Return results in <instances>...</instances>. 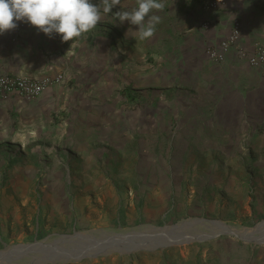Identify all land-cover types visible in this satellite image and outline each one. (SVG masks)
<instances>
[{
    "label": "crops",
    "instance_id": "obj_1",
    "mask_svg": "<svg viewBox=\"0 0 264 264\" xmlns=\"http://www.w3.org/2000/svg\"><path fill=\"white\" fill-rule=\"evenodd\" d=\"M208 1L172 4L161 17L165 23L147 39L151 51L146 40L128 32L133 25L113 20L115 12L136 7V0H121L72 42L17 21L15 29L0 34V75L64 74L66 80L31 101L14 95L0 100V140L26 143L35 135L53 147L60 144L69 157L49 166L44 185L54 197L59 187L69 188L61 196L70 203L104 200L102 188L91 182L102 177L94 171L111 170L113 164L94 156L108 154L107 144L120 152L124 139L142 142L149 134L156 140L181 139L185 149L192 140L209 154L252 155L250 169L264 171V66L251 67L239 55L264 44V0H222L217 9L206 10ZM234 20L241 29L238 43L224 60L212 61L206 47L225 38ZM182 25L190 28L188 35L180 34ZM181 91H187V101Z\"/></svg>",
    "mask_w": 264,
    "mask_h": 264
},
{
    "label": "rangeland",
    "instance_id": "obj_2",
    "mask_svg": "<svg viewBox=\"0 0 264 264\" xmlns=\"http://www.w3.org/2000/svg\"><path fill=\"white\" fill-rule=\"evenodd\" d=\"M183 1L163 0V11L150 15L163 17L172 4ZM165 20L162 18L161 25ZM181 30V35L190 33L185 25ZM145 47L146 51L153 49L147 40ZM181 93L187 101V91ZM16 140H0V250L75 232H148L192 220L217 221L242 231L264 222V171L250 169L252 155L209 154L196 148L192 140L185 149L181 139L156 140L151 134L142 142L124 139L123 151L107 144L108 154L94 156L98 162L113 164L111 170L94 171L102 177L91 182L102 188L104 200L70 203L61 196L69 188L59 187L54 197L44 185L46 175L52 173L49 166L69 157L60 144L53 147L35 135L26 143ZM172 143L174 149H168ZM238 143L245 145L244 140ZM101 146L98 143L96 148ZM214 229L205 223L185 231L207 233ZM11 259L16 264V259ZM65 264H264V246L220 235L204 242L130 254L113 252Z\"/></svg>",
    "mask_w": 264,
    "mask_h": 264
},
{
    "label": "water",
    "instance_id": "obj_3",
    "mask_svg": "<svg viewBox=\"0 0 264 264\" xmlns=\"http://www.w3.org/2000/svg\"><path fill=\"white\" fill-rule=\"evenodd\" d=\"M210 224L215 227L209 232L185 231L196 224ZM220 235L233 236L241 241L264 246V222L250 230L238 231L217 221L192 220L143 232L105 234L95 232H75L62 235L52 241H36L26 245H16L0 250V260L15 258L16 264H65L85 258H96L117 252L130 254L137 251H154L170 246L204 242Z\"/></svg>",
    "mask_w": 264,
    "mask_h": 264
},
{
    "label": "clouds",
    "instance_id": "obj_4",
    "mask_svg": "<svg viewBox=\"0 0 264 264\" xmlns=\"http://www.w3.org/2000/svg\"><path fill=\"white\" fill-rule=\"evenodd\" d=\"M121 0H0V34L17 27V21L30 26L52 37L57 34L61 42L73 41L92 31L102 19V13L108 14ZM163 0H136V7L130 11H117L114 18L117 22L128 21L138 26L128 32H135L139 40L153 37L156 25L161 17L154 12L163 11ZM147 17V21H146Z\"/></svg>",
    "mask_w": 264,
    "mask_h": 264
},
{
    "label": "built area",
    "instance_id": "obj_5",
    "mask_svg": "<svg viewBox=\"0 0 264 264\" xmlns=\"http://www.w3.org/2000/svg\"><path fill=\"white\" fill-rule=\"evenodd\" d=\"M223 3L222 0H210L204 4L206 10H215ZM204 24L203 28H207ZM240 24L237 20L232 23V28L227 36L221 39L217 45H209L205 49V54L215 62L224 60L227 52L236 44L240 38ZM239 55L247 59L249 66L257 68L264 66V44H255L250 54L244 50H239ZM66 80L64 74H58L54 78H16L0 75V100L7 96L14 95L19 98L31 101L39 97L52 84H62Z\"/></svg>",
    "mask_w": 264,
    "mask_h": 264
},
{
    "label": "bare ground",
    "instance_id": "obj_6",
    "mask_svg": "<svg viewBox=\"0 0 264 264\" xmlns=\"http://www.w3.org/2000/svg\"><path fill=\"white\" fill-rule=\"evenodd\" d=\"M10 260H12V259L11 258L2 259V260H0V264H13Z\"/></svg>",
    "mask_w": 264,
    "mask_h": 264
}]
</instances>
